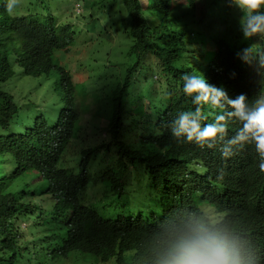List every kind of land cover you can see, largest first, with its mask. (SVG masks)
<instances>
[{
    "label": "trees",
    "instance_id": "obj_1",
    "mask_svg": "<svg viewBox=\"0 0 264 264\" xmlns=\"http://www.w3.org/2000/svg\"><path fill=\"white\" fill-rule=\"evenodd\" d=\"M6 3L0 0V264H153L165 230L193 213L179 206L200 200L217 159L219 144L201 148L171 134L178 106L194 110L182 75L201 64L217 86L251 102L256 76L236 53L259 42L243 40L241 12L225 0H21L11 14ZM78 46L89 69L75 82L69 55ZM104 51L117 62L105 75L90 69ZM18 75L35 79L36 87L28 84L42 92L38 102L10 91ZM133 98L149 109L141 119L126 106ZM102 115L105 124L86 143L85 128ZM239 127L230 122L228 137ZM240 150L256 166L238 204L219 189L211 196L223 211L237 205L229 219L236 230L261 229L264 173L254 145ZM151 186L175 187L167 211L134 216L143 204L136 192L147 196ZM249 240L264 264L263 232Z\"/></svg>",
    "mask_w": 264,
    "mask_h": 264
},
{
    "label": "clouds",
    "instance_id": "obj_2",
    "mask_svg": "<svg viewBox=\"0 0 264 264\" xmlns=\"http://www.w3.org/2000/svg\"><path fill=\"white\" fill-rule=\"evenodd\" d=\"M225 3L229 8L241 12L238 30L243 40L255 39L259 42L248 44L236 53L238 60L253 69L259 93L251 102L246 93H239L234 97L233 91L217 86L208 79L207 70L203 73L201 71V64L182 75V91L192 98L194 110L180 111L178 106L177 117L173 118L169 125L171 134L177 142L196 143L201 148L206 146L212 149L219 144L217 152L213 155L217 159L212 168V180L209 186L204 187L200 200L190 206H179V210H192L193 213H189L186 219L182 218L178 224H173L165 230L154 253L153 264H260L256 246L252 245L249 238L252 231H262L264 237V227L236 230L229 219L231 214L236 212L237 205L232 212L223 211L219 207L217 195L211 196L213 189H219L229 197L227 200L231 201L233 197L237 198L238 192L246 191L249 176L256 166L253 160L247 158L240 150L246 144L254 145L259 157V171L264 173V0H225ZM20 4L21 0H7V11L13 13ZM104 53V58L100 56L94 60L90 69L104 74L107 68H113L111 65L117 64L111 60L114 56L106 51ZM191 68L190 65L189 69ZM21 76L28 75L16 77ZM231 76L235 78L236 73L233 72ZM28 77L34 80L36 87L35 79ZM171 87L166 81L158 94L162 92L164 97L167 96V89ZM12 88L13 84L11 92ZM102 95L107 98L104 93ZM89 100L92 101L90 98ZM137 102L139 101L133 98L126 106L133 107ZM140 105L134 108L140 110L139 119L149 111L144 104ZM209 105L212 109H217L215 115L209 112ZM105 121L103 115L96 116L95 127L100 131V126L104 125ZM232 121H238L240 127L229 138L228 126ZM174 188H146L150 190L149 202L139 205L138 213L134 216H162L174 198L170 194ZM166 192L167 197L164 195ZM144 210H147V213H142Z\"/></svg>",
    "mask_w": 264,
    "mask_h": 264
},
{
    "label": "rangeland",
    "instance_id": "obj_3",
    "mask_svg": "<svg viewBox=\"0 0 264 264\" xmlns=\"http://www.w3.org/2000/svg\"><path fill=\"white\" fill-rule=\"evenodd\" d=\"M85 59H86L85 52H82L81 47L79 46L75 48V50L71 51L69 55L70 67L73 73L75 74L74 75L75 82L87 79V72H84V70L87 71L89 68L87 67L84 68V66H82ZM97 65L99 64L97 63ZM29 81H30V77L28 76L16 77L13 82L12 92L17 97H20V98L24 97L25 100L32 99L35 102H38L39 101L38 97L42 95V92L38 93L37 91L35 92V90L33 91L30 85L28 84ZM44 95L47 96L45 92H44ZM92 105H95V103L92 102ZM56 122H54L53 125H56ZM84 132H85V136L89 137L88 139H86V143H89L93 141L95 137H97L99 129L96 128L95 125L92 126L91 124H89L85 128ZM141 198H142L143 204H147L149 202V194L145 196L144 192L137 191L136 200L140 201Z\"/></svg>",
    "mask_w": 264,
    "mask_h": 264
}]
</instances>
